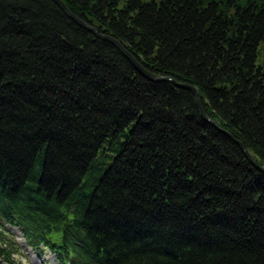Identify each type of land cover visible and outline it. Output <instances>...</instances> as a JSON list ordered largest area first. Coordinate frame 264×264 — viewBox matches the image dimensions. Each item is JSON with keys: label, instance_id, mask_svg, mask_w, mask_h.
<instances>
[{"label": "trees", "instance_id": "16d2710c", "mask_svg": "<svg viewBox=\"0 0 264 264\" xmlns=\"http://www.w3.org/2000/svg\"><path fill=\"white\" fill-rule=\"evenodd\" d=\"M63 1L216 124L52 0H0V220L59 264H264L227 135L264 167V0Z\"/></svg>", "mask_w": 264, "mask_h": 264}, {"label": "water", "instance_id": "95a60500", "mask_svg": "<svg viewBox=\"0 0 264 264\" xmlns=\"http://www.w3.org/2000/svg\"><path fill=\"white\" fill-rule=\"evenodd\" d=\"M55 2H57L59 4V6H61L65 12L69 15V17H71L72 19H74L75 21H77L81 26L89 29L90 31H92L93 33H95L99 38L103 39V40H106V41H109L111 42L112 44H114L129 60L132 61V63L135 65V67L139 70L140 73H142L146 78H148L149 80L151 81H171L173 82L176 86L178 87H181V88H184V89H188V90H191L192 92H194V94L196 95V98H197V104H198V107L200 109V112H201V116L206 119L207 121L211 122V123H214L213 120H211L204 112V109H203V106H202V103H201V97H200V93L199 91L197 90V88H195L194 86L190 85V84H184V83H179L177 81H174L173 79L171 78H166V77H162V76H159V75H156V74H152L150 73L149 71H147L145 68H143L141 66V64L121 45V43L112 38L111 36H107L105 34H102L99 32L98 29H96L95 27L89 25L88 23L86 22H83L81 21L80 19L76 18L64 5V3L60 0H54ZM226 132V131H224ZM227 133V132H226ZM228 134V133H227ZM239 145L241 146L243 152L245 153L246 157L251 161V163L257 167L259 170H261L262 172H264V167L263 166H260L258 165L252 158L251 154L245 149V147L239 142Z\"/></svg>", "mask_w": 264, "mask_h": 264}, {"label": "rangeland", "instance_id": "374dc122", "mask_svg": "<svg viewBox=\"0 0 264 264\" xmlns=\"http://www.w3.org/2000/svg\"><path fill=\"white\" fill-rule=\"evenodd\" d=\"M6 227L7 225L0 220V231L5 233V242L8 246L11 243H15L17 246L19 255L14 256L15 264H56L52 253L35 252L27 246L26 241L21 235L17 234V231ZM2 261L3 258L0 256V264H4Z\"/></svg>", "mask_w": 264, "mask_h": 264}, {"label": "bare ground", "instance_id": "6f19581e", "mask_svg": "<svg viewBox=\"0 0 264 264\" xmlns=\"http://www.w3.org/2000/svg\"><path fill=\"white\" fill-rule=\"evenodd\" d=\"M53 2H55L54 0H52ZM60 1H62L63 3H64V5H65V7L76 17V18H78V19H80L81 21H83L78 15H76L70 8H69V5L65 2V1H63V0H60ZM56 4H57V6H59V4L57 3V2H55ZM59 8L69 17V15L65 12V10L61 7V6H59ZM71 20H73L75 23H77L78 25H80L77 21H75L74 19H72L71 17H69ZM84 22V21H83ZM81 26V25H80ZM81 27H83V26H81ZM83 28H85V27H83ZM86 30H88V31H90L89 29H87V28H85ZM90 32H92V31H90ZM93 33V32H92ZM95 34V33H94ZM98 37V36H97ZM121 52V51H120ZM122 53V52H121ZM123 54V53H122ZM124 55V54H123ZM125 56V55H124ZM126 57V56H125ZM127 58V57H126ZM128 59V58H127ZM131 61V60H130ZM132 62V61H131ZM134 65V64H133ZM135 66V65H134ZM142 66V65H141ZM143 67V66H142ZM144 68V67H143ZM137 69V68H136ZM146 69V68H145ZM138 70V69H137ZM147 70V69H146ZM139 71V70H138ZM147 71H149V70H147ZM150 73H152V74H155V73H153V72H151V71H149ZM142 74V73H141ZM143 75V74H142ZM167 78V77H166ZM169 78V77H168ZM172 79V78H171ZM196 96V95H195ZM209 122V121H208ZM209 123H211V122H209ZM212 124H216L215 122L214 123H212ZM217 126V125H216ZM228 136H230L232 139H234L235 140V142L239 145V143L237 142V141H239V140H237L236 138H234L230 133L229 134H227ZM243 146H244V144L241 142V141H239ZM240 146V145H239ZM241 147V146H240ZM245 147V146H244ZM242 149V148H241ZM245 149H246V147H245ZM247 150V149H246ZM243 151V150H242ZM248 151V150H247ZM249 152V151H248ZM245 154V153H244Z\"/></svg>", "mask_w": 264, "mask_h": 264}]
</instances>
